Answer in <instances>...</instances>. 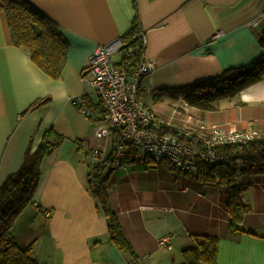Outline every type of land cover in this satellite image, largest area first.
I'll return each mask as SVG.
<instances>
[{"label":"crops","instance_id":"crops-1","mask_svg":"<svg viewBox=\"0 0 264 264\" xmlns=\"http://www.w3.org/2000/svg\"><path fill=\"white\" fill-rule=\"evenodd\" d=\"M27 1L58 24L69 51L62 76L54 80L31 60L28 49L14 45L0 10V186L48 130L63 137L44 158L33 204L13 228L27 220L28 234L39 232L27 241L39 264H134L112 242L108 221L89 191L92 150L108 157L114 137L95 136L103 110L82 74L97 46L130 31L137 11L138 27L146 35L145 59L155 63L141 82L144 104L174 124L192 117L229 129L264 131V75L219 99L209 111L184 97L154 100L156 90L205 81L258 58L263 53L259 38L264 0H135L137 10L134 0ZM84 93L89 115L72 102ZM174 102L179 104L172 106ZM137 152L135 162L107 170L112 208L139 264H182V252L193 246V235L218 238L216 264H264V174L249 177L251 187L243 196L244 231L234 233L224 185L201 182L195 170L182 171L167 160L155 163ZM45 208L51 211L49 218ZM166 235L171 236V248L158 243Z\"/></svg>","mask_w":264,"mask_h":264},{"label":"trees","instance_id":"trees-1","mask_svg":"<svg viewBox=\"0 0 264 264\" xmlns=\"http://www.w3.org/2000/svg\"><path fill=\"white\" fill-rule=\"evenodd\" d=\"M134 6L137 10L135 0ZM0 10L6 14L14 45L28 49L31 60L39 68L54 80L59 79L68 61L69 42L60 31L58 24L27 0H0ZM140 30L136 11L132 28L124 37H121L134 48L131 56L121 58L123 65L130 73L141 61L145 48L139 36ZM259 42L263 53L250 64L228 68L216 77L191 85L156 90L154 100L184 97L190 105L202 111L215 109L216 101L237 94L263 77L264 31L260 35ZM116 140L117 131H114V142ZM62 142L61 135L53 129L48 130L35 150L26 151L21 167L0 186V264H39L33 257L32 245L21 247L12 234V228L22 211L33 204L44 158ZM186 142L195 146L199 143L194 137ZM126 146V156L122 162H135L138 155L137 149L130 141L126 142ZM219 152L224 154L227 160L209 163L197 159L196 176L201 182H217L226 187L228 197L226 210L230 216V228L234 233L243 232L241 223L247 212L243 196L251 187L249 177L264 174V136L246 144L221 146ZM163 161L166 162L165 159L160 162ZM169 162L167 160L166 163L174 166L172 162ZM113 165L112 154H110L93 166L88 174L89 191L108 221L112 242L120 251L126 252L134 264H139L138 255L126 238L119 218L111 205L110 172L107 168ZM239 177L242 178L241 182H238ZM191 238L194 244L183 250L182 264H216L218 238L203 235H193Z\"/></svg>","mask_w":264,"mask_h":264},{"label":"built area","instance_id":"built-area-1","mask_svg":"<svg viewBox=\"0 0 264 264\" xmlns=\"http://www.w3.org/2000/svg\"><path fill=\"white\" fill-rule=\"evenodd\" d=\"M264 14V12H263ZM142 44L146 46V35L140 30ZM134 48L121 37L100 44L90 58L83 80L88 87L97 92L103 110V118L95 125V136L107 140L114 137L112 159L115 167H122L126 156V142L130 141L137 151L149 155L155 163L163 159L182 171L196 169L195 159L209 163L226 161L227 157L219 152V147L229 144H246L264 136V131L257 128L229 129L219 124H207L187 117L182 123L164 120L155 109L144 104L141 91L142 79L152 73L155 63L145 59V48L141 61L130 73L122 59L115 61L114 56L129 57ZM74 105L83 113L90 111L85 100V93L75 96ZM194 137L198 145L186 141ZM105 152L92 150L94 164L103 161ZM46 218L50 217L49 208L43 210ZM171 236L158 240L162 247L171 248Z\"/></svg>","mask_w":264,"mask_h":264},{"label":"rangeland","instance_id":"rangeland-1","mask_svg":"<svg viewBox=\"0 0 264 264\" xmlns=\"http://www.w3.org/2000/svg\"><path fill=\"white\" fill-rule=\"evenodd\" d=\"M175 101H177V100H175ZM178 102H174L173 104L172 103H170V104L172 106H174V105L179 104ZM159 116H161V115H159ZM163 119L166 120L167 117L166 118L163 117ZM166 121H169V120H166ZM28 222H30V219H28ZM12 234L14 235L17 243L21 247L25 248V247H27L26 245H28L27 241H29V239L33 240V239L37 238L39 235V232H37L36 230H32L30 232V234H28V232H27V220H23V221H21L20 224H18L15 228H13ZM39 239H41V238H39Z\"/></svg>","mask_w":264,"mask_h":264}]
</instances>
